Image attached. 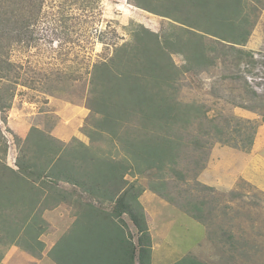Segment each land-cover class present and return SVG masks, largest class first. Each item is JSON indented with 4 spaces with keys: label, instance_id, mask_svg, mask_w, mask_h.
Instances as JSON below:
<instances>
[{
    "label": "rangeland",
    "instance_id": "1",
    "mask_svg": "<svg viewBox=\"0 0 264 264\" xmlns=\"http://www.w3.org/2000/svg\"><path fill=\"white\" fill-rule=\"evenodd\" d=\"M257 2V22L242 47L250 56L236 68L237 53L210 41L215 49L210 61L217 64L204 71L187 60L184 43L188 34L131 0H43L36 40L28 45L13 39L0 55L13 66L11 72L3 70L8 76L0 80V91H15L11 109L0 112V124L9 130L10 112L25 109L35 112L34 126L51 134L62 118L74 137L68 142L55 138L69 153L81 155L77 147L82 144L90 147L87 156L94 160L126 157L123 130L115 138L94 137L101 118L91 106L95 69L100 63H110L122 48H135L140 27L158 33L160 39L183 36L181 42L171 40L174 64L184 70L193 63L194 68L180 74L177 98L204 105L218 132L209 123L212 134L203 138L208 139L204 148H190L178 160L174 168L185 173V179L174 174L168 163L161 171L141 163V173L133 170L126 176L141 191L139 203L147 214L152 238L151 264H264V0ZM236 74L241 78H233ZM6 136V162L14 167L18 148L14 136L8 132ZM76 159L84 167L91 166ZM60 190L64 197L57 195L43 203L44 233L39 237L43 250L27 251L25 240L11 244L8 239V245L0 244L1 264H58L54 259L59 255L50 253L65 235L79 231L77 213L88 208L90 199L80 187L63 184ZM9 214L18 213L0 210V225L4 218L12 221ZM38 219L27 222L22 232L27 233L29 225L35 227ZM123 219L127 225L119 220L120 226L134 232L130 220Z\"/></svg>",
    "mask_w": 264,
    "mask_h": 264
},
{
    "label": "trees",
    "instance_id": "2",
    "mask_svg": "<svg viewBox=\"0 0 264 264\" xmlns=\"http://www.w3.org/2000/svg\"><path fill=\"white\" fill-rule=\"evenodd\" d=\"M131 1L144 11L168 19L171 26L188 34L190 38L184 43L187 60L194 61L204 71L209 65L217 64L210 61L214 59V43L237 53L238 63H233L236 68L250 56L242 47L249 42L256 25L258 0ZM42 2L0 0V55L13 39L28 45L36 40L34 31ZM137 32L136 47L122 48L110 63H100L92 82L91 106L101 117L96 122L94 137L115 138L119 131H124L121 140L126 157L94 160L87 156L90 147L82 144L77 147L81 155L71 154L66 145L39 128H32L23 140L0 124V210L19 214H9L11 222L2 220L0 244L8 245V239L11 244L25 240V250L42 251L39 237L44 233L42 214L46 205L43 203L57 195L64 197L60 187L67 184L82 188L90 199L85 205L88 208L79 214L82 222L79 231L65 235L50 253L53 257L59 255L54 259L58 264H151L152 238L147 214L139 203L141 191L126 176L133 170L141 173V163L147 169L160 171L168 163L174 174L185 179V173L174 166L190 148L193 151L204 148L208 139L203 138L212 134L208 126L209 123L215 126V120L208 116L204 105L186 104L177 98L180 74L194 68L193 63L185 65L184 70L174 64L175 43L171 40L181 42L183 36L160 39L158 33L143 27ZM3 70L11 72L13 66L0 57L1 81L8 76ZM233 78L241 77L236 74ZM14 97L15 91L9 88L0 91V112L11 109ZM215 128L218 132V126ZM6 132L14 136L18 148L14 167L6 162L9 148ZM76 158L88 161L91 166L84 167L82 161L78 164ZM105 204L109 207L104 208ZM124 217L135 227L134 232H126L120 226L119 220L127 225ZM17 219L19 222H15ZM37 219L39 223L35 227L29 225L27 233L22 232L27 222ZM1 260L0 255V264Z\"/></svg>",
    "mask_w": 264,
    "mask_h": 264
},
{
    "label": "crops",
    "instance_id": "3",
    "mask_svg": "<svg viewBox=\"0 0 264 264\" xmlns=\"http://www.w3.org/2000/svg\"><path fill=\"white\" fill-rule=\"evenodd\" d=\"M160 19H164V18L161 17ZM165 20H168V19H165ZM30 105L32 106L33 104H30ZM35 115H36L35 112L34 113L29 112L28 110H25V109H22L21 111H17V109L14 108L12 110V112H10V116L8 117V127L19 138L26 139L28 137V135L30 134V131L33 127L41 128L39 126L33 125L32 118H34ZM69 133H70V131L67 128V125L63 122V120L61 118V122H60L59 126L57 127L55 132L54 133L52 132L51 134H52V136L60 139L63 142H68L71 140L72 137H74L73 134H69ZM45 213H48V211ZM77 214L79 215V213H77ZM44 216H45V214H44ZM80 221H81V219L79 216V219H77V221H76L77 226L82 224V222H80Z\"/></svg>",
    "mask_w": 264,
    "mask_h": 264
}]
</instances>
